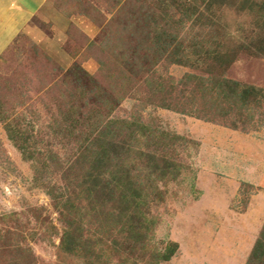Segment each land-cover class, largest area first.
<instances>
[{"label": "rangeland", "instance_id": "1", "mask_svg": "<svg viewBox=\"0 0 264 264\" xmlns=\"http://www.w3.org/2000/svg\"><path fill=\"white\" fill-rule=\"evenodd\" d=\"M195 2L46 0L0 55V264L98 263L61 253L67 225L50 194L65 188L66 172L82 152L72 138H62L79 115L136 116L192 142L180 151V176L157 182L164 194L151 208L150 254L179 247L159 264H248L264 229V99L246 125L234 128L231 117L206 121L153 103L147 82L161 76L177 85L188 75L216 76L264 96V13L242 6L246 0L218 2L211 11V0H198L193 15ZM184 18L193 20L179 25ZM196 18L201 29L193 26ZM204 23L231 40L236 56L228 66L218 67L213 58L191 66L175 61L202 39L208 45ZM22 120L30 123L27 137L37 148L30 157L7 130L25 126ZM54 154L59 167L45 173L43 164ZM80 174L76 167L68 178ZM73 218L78 232L93 239L104 219ZM150 256L140 264H150Z\"/></svg>", "mask_w": 264, "mask_h": 264}, {"label": "trees", "instance_id": "2", "mask_svg": "<svg viewBox=\"0 0 264 264\" xmlns=\"http://www.w3.org/2000/svg\"><path fill=\"white\" fill-rule=\"evenodd\" d=\"M246 1L242 6L264 13V0H257L258 3ZM218 2L219 5L230 6L235 0H211L206 10H213ZM182 6L185 8L184 4ZM198 7L196 0L189 11L194 15ZM185 20L192 21L193 18H184L179 25ZM200 22L202 18H196L193 26L201 29L203 25ZM206 26L208 45L202 39L193 45L191 53L178 54L175 61L180 65H197L210 58L220 68L231 64L236 56L232 53L231 40H224V34H216L218 29L209 27L208 30ZM155 79L153 77L147 82L153 103L206 121L231 117L230 125L234 128L246 125L248 118L257 110V104L264 99L263 91L216 76L206 79L188 75L177 85L161 76ZM21 122L25 126L18 129L9 125L7 130L12 141L30 157L37 148L30 144L31 138L27 137L30 123ZM67 122L64 120L59 125L58 134H62ZM69 127L62 138H72L82 152L75 165L66 172L65 188L53 187L50 190L67 225L61 253L94 259L97 264L142 263L151 255L150 233L155 225V217L151 215L153 202L155 199L163 201L164 193L157 187V182L176 180L180 176L184 168L180 151L189 149L192 142L162 128L143 124L136 116L103 119L95 115H79L72 119ZM59 163L58 154H54L42 169L45 173L57 170ZM76 167H80V176L68 178ZM75 213L83 220L89 216H103V221L95 230L96 238H84L78 232L73 218ZM178 249L177 245L169 244L163 253H154L148 261L153 264L168 262ZM248 264H264V229Z\"/></svg>", "mask_w": 264, "mask_h": 264}, {"label": "crops", "instance_id": "3", "mask_svg": "<svg viewBox=\"0 0 264 264\" xmlns=\"http://www.w3.org/2000/svg\"><path fill=\"white\" fill-rule=\"evenodd\" d=\"M46 0H0V55L40 15Z\"/></svg>", "mask_w": 264, "mask_h": 264}]
</instances>
